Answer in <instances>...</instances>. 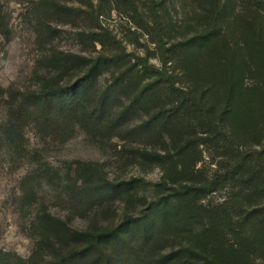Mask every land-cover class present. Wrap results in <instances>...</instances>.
<instances>
[{
	"label": "trees",
	"instance_id": "1",
	"mask_svg": "<svg viewBox=\"0 0 264 264\" xmlns=\"http://www.w3.org/2000/svg\"><path fill=\"white\" fill-rule=\"evenodd\" d=\"M25 1L40 46L50 43L51 17L84 12L67 4L80 0ZM201 2L193 17L177 20L166 0L153 2L151 17L136 0H124L157 49L159 67L144 55L126 58L122 48L106 53L102 37L115 43V36L99 25L86 34L101 45L94 56L40 49L35 65L45 70L84 68L72 84L0 87L7 94L0 123L6 143L21 146L31 127L62 145L79 128L97 145L109 143L117 154L161 170L150 183L139 176L111 180L102 164L74 159L60 176L36 154V167L24 176L33 184L21 191L22 207L32 206L37 184L52 177L80 215L114 199L139 207L126 205L114 226L84 229L40 207L26 228L30 255L0 249V264H264V0ZM0 26L6 27L1 8ZM103 72L109 82L90 100L87 86ZM121 94L126 99L118 105ZM137 109L144 115L130 122ZM136 137L156 147H138ZM204 153L209 161L198 165ZM144 183L152 188L148 197L138 193Z\"/></svg>",
	"mask_w": 264,
	"mask_h": 264
},
{
	"label": "rangeland",
	"instance_id": "2",
	"mask_svg": "<svg viewBox=\"0 0 264 264\" xmlns=\"http://www.w3.org/2000/svg\"><path fill=\"white\" fill-rule=\"evenodd\" d=\"M166 1L169 2L168 11L177 20L184 18L189 20V17H193V10L202 5L201 0ZM153 2L155 0H136L140 13L146 17H151L152 11L156 9V3ZM67 4L81 7L84 12L74 9L61 16L51 17L50 43L40 46L36 40L34 24L26 11L27 2L25 0H0L3 23L6 24V27L0 26V87L11 88V90H33L46 87V85L72 84L82 76L84 68L72 66L63 74L51 69L45 70L41 66L35 65L36 59L43 52L40 49L42 47L44 49L52 48L56 51L82 54L87 57L94 56L98 51H101V45L92 43L86 34L99 29V25L101 29L108 30L115 36V43L111 41V36L102 37L106 44L104 49L106 53H111L114 50L121 51L122 48L126 53H129L126 58L133 59L135 55H144L148 57L149 63L158 67L161 65L154 56L157 54V49L150 42L148 34L137 26L138 18L124 4V0H80ZM179 33L180 30H174L170 32V36L176 38ZM168 69L173 70L174 68L170 65ZM174 73L177 74L180 84L185 83V78L179 71H174ZM109 75V73L103 72L96 76L91 84H88L86 96L90 100L108 84ZM121 95L116 102L118 105L126 99L125 95ZM6 100L7 94L0 95V123L5 118ZM143 113L139 109L134 110L129 121H138L144 115ZM1 136L0 249L15 253L23 258L28 257L34 249L33 240L25 233L32 214L40 207L45 208L53 215L67 219L69 225L77 229L114 226L126 205L128 210L134 209V211L139 207L136 203L130 206L124 200L114 199L105 202L87 214L80 215L62 195V187L56 177L37 184L36 202L29 208L22 207L21 191L33 184L31 180H24V176L36 167V154L40 163H50L58 169L60 176L63 175L70 161L74 159L102 164L106 176L111 180L139 176L150 183L158 180L161 175L158 165L149 161L139 165L131 161L129 156L117 154L109 143L99 146L92 142L79 128L62 145L50 139H41L31 127L25 129L21 146L6 143ZM116 141L118 140L116 139ZM134 141V144L141 148L156 147L153 141L144 137H136ZM208 161L209 157L207 153H204L203 160L198 165ZM149 183L138 186L139 195L144 194L148 197L152 194Z\"/></svg>",
	"mask_w": 264,
	"mask_h": 264
}]
</instances>
